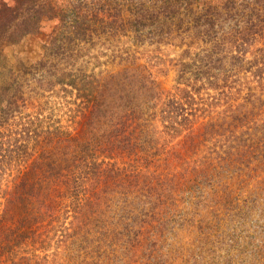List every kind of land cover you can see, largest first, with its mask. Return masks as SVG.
<instances>
[{"label":"trees","instance_id":"16d2710c","mask_svg":"<svg viewBox=\"0 0 264 264\" xmlns=\"http://www.w3.org/2000/svg\"><path fill=\"white\" fill-rule=\"evenodd\" d=\"M0 264H264V0H0Z\"/></svg>","mask_w":264,"mask_h":264},{"label":"rangeland","instance_id":"374dc122","mask_svg":"<svg viewBox=\"0 0 264 264\" xmlns=\"http://www.w3.org/2000/svg\"><path fill=\"white\" fill-rule=\"evenodd\" d=\"M59 25L60 21L58 19H45L42 30L37 34H30L25 36L20 43L8 50L9 55L12 58L13 55H17L30 65L39 63L44 57H47L49 53L48 46L50 38L56 33L55 31ZM94 27L95 26H93L92 28L94 29ZM93 34V36H95V32ZM107 36L110 35H102V37ZM153 50L148 49L146 50V52H140V63L146 65L148 69L156 76L160 87L164 91H177L175 81L177 72L175 63L180 59H184L182 58L184 55L183 50L177 45H165L160 49H156L155 51ZM92 56H97L94 60L90 61L92 67H96L97 70L102 69L104 71H117L122 68L120 65H117V63L113 62L114 59L111 51H107L106 49L94 50ZM228 100L229 101L225 102L224 105H211L214 108H208V112L212 115L219 114L218 116H226L233 111L235 112L239 110V108H237V104L240 103L241 96L238 91L233 92L229 96ZM230 103L232 104V106L228 109H224L226 108V105ZM82 119L83 116H81V114H79L78 116L75 115L74 126L77 129L80 128V122L82 121Z\"/></svg>","mask_w":264,"mask_h":264}]
</instances>
